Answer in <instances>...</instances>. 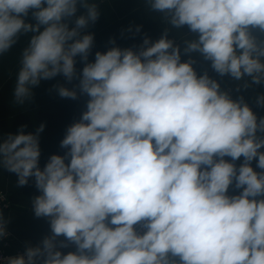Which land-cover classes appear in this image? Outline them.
<instances>
[{
    "label": "clouds",
    "instance_id": "1",
    "mask_svg": "<svg viewBox=\"0 0 264 264\" xmlns=\"http://www.w3.org/2000/svg\"><path fill=\"white\" fill-rule=\"evenodd\" d=\"M145 6L167 25L160 38L138 48L112 39L90 62L96 0H0V56L27 37L12 103L29 104L57 76L77 81L54 86L61 98L87 97L60 141L63 155L43 168L44 123L0 136V169L18 188L33 180L31 212L51 230L0 264H264V116L207 71L198 75L170 38L186 26L194 38H181L184 54L221 78L264 85V0ZM255 103L264 108V93ZM10 222L0 207V241Z\"/></svg>",
    "mask_w": 264,
    "mask_h": 264
},
{
    "label": "crops",
    "instance_id": "2",
    "mask_svg": "<svg viewBox=\"0 0 264 264\" xmlns=\"http://www.w3.org/2000/svg\"><path fill=\"white\" fill-rule=\"evenodd\" d=\"M96 2L100 4L99 19L85 30L94 34L90 62L94 61L96 51L104 52L114 46L110 43L112 39L115 40V46L138 48L145 36L152 41L159 39L163 28L167 26L161 21V14L152 12L145 6V0H96ZM83 12L84 9L81 8L77 15ZM136 26H141L139 33L135 32ZM187 30V27L181 30L173 29L170 34V38H176V43L179 42L181 46L182 61L188 60L190 55L195 61L193 67L198 75L207 71L209 76L221 83L222 89L231 93L233 99L243 96L258 116H264V108L258 107L255 103L256 96L264 93V85H253L247 77L244 81H232L229 77L221 78L211 69L210 62L203 61L198 54H184L181 38H184L183 32ZM193 38L191 36V39ZM26 43L27 37H21L9 52L0 56V136L10 132L16 133L21 125H27L25 132H34L37 126L44 123L45 129L40 137V167L43 168L52 154L63 155L65 150L60 147V141L65 135L66 128L79 120L81 113L86 109L87 97L78 96L76 100L61 98L54 86L63 84L71 88L77 81L69 84L63 76H57L52 80L42 81L34 89L33 98L29 104L12 103V89L19 68L20 53ZM76 67L78 70L83 67L79 57H77ZM245 82L249 84V88L241 87L239 91H236V88ZM253 167H255V161ZM16 180L14 173L0 169V190L6 192L12 201L10 209L5 214L6 218L11 219L8 228L14 235L12 251L25 249L27 245L39 244L51 231L47 218H37L31 212L30 200L33 196L39 195L33 180L30 179L28 185L19 188L16 186ZM230 194L236 193L230 189ZM62 251L65 253L75 251V246L70 245Z\"/></svg>",
    "mask_w": 264,
    "mask_h": 264
},
{
    "label": "built area",
    "instance_id": "3",
    "mask_svg": "<svg viewBox=\"0 0 264 264\" xmlns=\"http://www.w3.org/2000/svg\"><path fill=\"white\" fill-rule=\"evenodd\" d=\"M11 204L12 201L9 195L6 192L0 190V207H3L4 214H6V212L10 209ZM8 233L9 234L7 238L0 241V256L8 257V256H15L17 254H22L25 251V249H17L15 251L11 250L14 235L12 234L9 228H8Z\"/></svg>",
    "mask_w": 264,
    "mask_h": 264
},
{
    "label": "rangeland",
    "instance_id": "4",
    "mask_svg": "<svg viewBox=\"0 0 264 264\" xmlns=\"http://www.w3.org/2000/svg\"><path fill=\"white\" fill-rule=\"evenodd\" d=\"M186 27V26H185ZM188 31V30H187ZM187 31H185V33L187 32ZM185 33L183 32V36H184V38H187V37H189L190 39H191V36H186L185 35ZM172 34V33H171ZM175 40L177 41V39L175 38ZM177 43H179V42H177Z\"/></svg>",
    "mask_w": 264,
    "mask_h": 264
}]
</instances>
